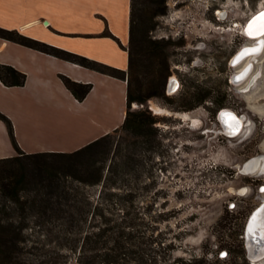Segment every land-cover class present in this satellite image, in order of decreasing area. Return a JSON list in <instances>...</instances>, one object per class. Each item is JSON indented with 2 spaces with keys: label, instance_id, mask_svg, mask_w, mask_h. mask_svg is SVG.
Wrapping results in <instances>:
<instances>
[{
  "label": "rangeland",
  "instance_id": "374dc122",
  "mask_svg": "<svg viewBox=\"0 0 264 264\" xmlns=\"http://www.w3.org/2000/svg\"><path fill=\"white\" fill-rule=\"evenodd\" d=\"M263 7L264 0H138L135 5L132 90L136 98L153 95L130 102L129 111L143 110L153 117L159 144L138 155L137 172L125 180L117 177L115 183L132 190L134 206L154 203L153 209H170L168 219L160 222L171 228L169 234L188 229L175 243L173 257L192 255L203 264H250L245 224L264 200V34L258 53L235 64L229 61L255 43L244 38L242 27ZM249 63L245 75L232 81ZM169 79L177 85L173 91L167 89ZM201 95L206 100L194 104ZM221 109L241 118L238 131H224L217 116ZM25 127L31 140L60 144L77 142L86 123L77 117L60 122L32 116ZM127 135L118 131L110 144L75 167L83 172L102 166L105 171L108 164L120 163ZM253 158H259L258 168L242 171ZM22 163L26 171L33 169ZM95 188L87 189L92 198ZM221 253L226 255L222 258ZM255 264H264V257Z\"/></svg>",
  "mask_w": 264,
  "mask_h": 264
},
{
  "label": "trees",
  "instance_id": "16d2710c",
  "mask_svg": "<svg viewBox=\"0 0 264 264\" xmlns=\"http://www.w3.org/2000/svg\"><path fill=\"white\" fill-rule=\"evenodd\" d=\"M136 3L138 0H130L129 4L126 72L32 39L16 29L0 28L3 39L120 79L127 74L122 123L72 151L22 152L12 137L9 119L0 113L16 151L13 156L0 158V264H33V260L37 264H203L192 255L186 259L172 256L175 243L188 229L169 234L171 228L160 226L168 219L170 209H153L154 203L134 206L132 190L115 183L117 177L125 180L137 172L135 165L141 162L138 155L159 144L153 117L143 110L129 111L130 102H142L153 95L136 98L132 90L136 64L132 14ZM59 77L78 101L90 88L88 83ZM24 78L22 72L0 64L3 85L20 86ZM205 98L201 95L194 104ZM118 131L129 133L120 163L108 164L105 171L102 166H89L83 172L75 167L80 159L110 144ZM23 161L33 169L26 171ZM13 164L20 165L19 170L11 168ZM94 186L96 196L92 198L87 189ZM50 243L51 247H45Z\"/></svg>",
  "mask_w": 264,
  "mask_h": 264
},
{
  "label": "crops",
  "instance_id": "0c3cea01",
  "mask_svg": "<svg viewBox=\"0 0 264 264\" xmlns=\"http://www.w3.org/2000/svg\"><path fill=\"white\" fill-rule=\"evenodd\" d=\"M130 0H0V28L126 72ZM104 32L109 33L110 37ZM0 64L25 75L20 86L0 81V113L11 123L12 137L24 153L75 150L118 127L125 114L126 81L0 37ZM90 84L76 100L60 79ZM104 108L106 110L104 111ZM32 116L66 122L84 119L75 143L29 139ZM16 154L0 120V158Z\"/></svg>",
  "mask_w": 264,
  "mask_h": 264
},
{
  "label": "bare ground",
  "instance_id": "6f19581e",
  "mask_svg": "<svg viewBox=\"0 0 264 264\" xmlns=\"http://www.w3.org/2000/svg\"><path fill=\"white\" fill-rule=\"evenodd\" d=\"M254 23L253 29H257L259 24L257 22H255V20L252 22V24ZM245 34L249 37V38H258V37H262V35H249L248 34V29L246 31H244ZM261 48V43L259 42L258 46L256 48H248V49H244L243 51L239 52V56L241 55H254L256 53H258V51ZM251 52V53H250ZM245 55V56H246ZM250 66V63H249ZM249 66L241 71L239 74H243L246 73L249 69ZM251 69V68H250ZM228 113V112H227ZM230 114V113H229ZM232 117H230L229 115H222L219 120L220 122L223 124V127L225 130L230 131L232 133H235L236 131H238L239 127H240V118H238L234 113H231ZM224 117V118H223ZM259 158H253L251 160H249L247 163L244 164V166L242 167V171H251L252 169L258 168V163H259ZM264 203V201L262 202ZM262 208L260 209V211L257 213L259 215L264 216V204H262ZM249 230V229H248ZM247 231L246 233V239L248 238V236L250 237V234H252V232ZM254 235L257 234V238L255 240V243L251 244L250 242L247 241L248 244V253L250 255V259L252 261H259L260 259H262L264 257V239L261 238V233L259 231V229H257V231L253 232Z\"/></svg>",
  "mask_w": 264,
  "mask_h": 264
},
{
  "label": "water",
  "instance_id": "95a60500",
  "mask_svg": "<svg viewBox=\"0 0 264 264\" xmlns=\"http://www.w3.org/2000/svg\"><path fill=\"white\" fill-rule=\"evenodd\" d=\"M261 13H264V8L263 9H260L259 11H256V12H254V14H252L248 19H247V21H246V23H245V25H244V27H243V30L244 31H246L248 28H249V25L250 24H252V22L255 20V22H257L259 25L261 24V20L260 19H258L259 17H260V14ZM253 34L254 35H257V36H259V35H262V34H259L257 31H256V29L254 30L253 29ZM240 52V51H239ZM239 52L235 55V56H233V58L230 60V63L231 64H235V63H237V62H239L246 54H244V55H241V56H239L238 54H239ZM251 53V52H250ZM245 75V73H243V74H240V75H232L231 76V80L232 81H238L239 79H241L243 76ZM222 110V109H221ZM221 110L217 113V116H218V114L221 112ZM262 204H264V203H262V202H260L251 212H250V214H249V216H248V218H247V221H246V224H245V229H244V238H245V248H246V256H247V258H248V260L250 261V264H253L252 263V261H251V259H250V255H249V253H248V244H247V241L248 242H250L251 244H253V243H255V240H256V238L258 237L257 236V234L256 235H254L253 234V232H252V234H250V237L248 236V238L246 239V233H247V231H249L248 229H249V221H250V218L254 215V214H257L259 211H260V209L262 208ZM250 233V232H249ZM255 262V261H254Z\"/></svg>",
  "mask_w": 264,
  "mask_h": 264
},
{
  "label": "snow or ice",
  "instance_id": "6c2138e0",
  "mask_svg": "<svg viewBox=\"0 0 264 264\" xmlns=\"http://www.w3.org/2000/svg\"><path fill=\"white\" fill-rule=\"evenodd\" d=\"M258 19H260L262 22L258 26L256 31L259 34H264V13H261L260 17ZM253 26H254V23L249 25V28H248V34L249 35L253 34ZM257 229H259V231L261 233V238L264 239V216L259 215V214H254L250 218V221H249V231L255 232V231H257ZM225 255H226V253H221L222 258Z\"/></svg>",
  "mask_w": 264,
  "mask_h": 264
},
{
  "label": "flooded vegetation",
  "instance_id": "af4514ba",
  "mask_svg": "<svg viewBox=\"0 0 264 264\" xmlns=\"http://www.w3.org/2000/svg\"><path fill=\"white\" fill-rule=\"evenodd\" d=\"M264 8V7H263ZM263 8H261V9H263ZM247 21V20H246ZM246 21L244 22V25H245V23H246ZM244 25H243V27H244ZM243 27H242V34H243V36H244V38L245 39H248L249 41H251V43L253 42V41H255V43H253V44H251V45H249V46H247V47H243V48H241L240 49V52L241 51H243L244 49H248V48H256L257 46H258V44H259V42L260 43H262V41H261V39H263L262 37H258V38H249L246 34H245V32H244V30H243ZM238 53V52H237ZM236 53V54H237ZM235 54V55H236ZM234 55V56H235ZM233 58V57H232ZM231 58V59H232ZM230 59V60H231ZM230 62V61H229ZM249 66V64L243 69V70H245L247 67ZM242 70V71H243ZM240 72V71H239ZM239 72L237 73V74H239ZM177 88V85L175 84V82L173 81V80H171V79H169V81H168V83H167V89L168 90H175ZM228 112V113H227ZM230 113V114H229ZM231 113H233L232 111H230V110H227V109H224V110H222L219 114H218V118H220L222 115L224 116V115H231L230 117H232V114ZM224 118V117H223ZM233 118V117H232ZM240 121H241V118L239 119ZM223 125V124H222ZM240 125H241V123H240ZM224 128V127H223ZM224 131H226L227 133H230V134H233L232 132H230V131H227V130H225L224 129ZM247 163V162H246ZM264 201V200H263ZM262 201V202H263ZM252 261V260H251ZM257 261H252V263L253 264H255Z\"/></svg>",
  "mask_w": 264,
  "mask_h": 264
}]
</instances>
